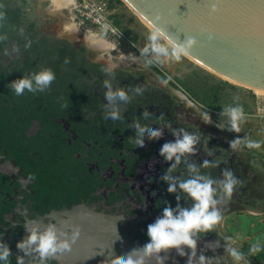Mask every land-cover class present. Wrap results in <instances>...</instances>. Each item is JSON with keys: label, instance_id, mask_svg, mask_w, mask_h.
I'll return each instance as SVG.
<instances>
[{"label": "flooded vegetation", "instance_id": "af4514ba", "mask_svg": "<svg viewBox=\"0 0 264 264\" xmlns=\"http://www.w3.org/2000/svg\"><path fill=\"white\" fill-rule=\"evenodd\" d=\"M8 1L11 9L17 7L12 0ZM63 43L55 50L48 46L47 58L23 49L25 56L21 61L7 66L0 63V235H7L2 241L13 253L9 264H15L14 243L27 236L23 227L27 221L36 220L43 227L55 224L52 218L44 221L41 218L76 205H86L94 215L113 218L120 228L131 229L134 244L148 242L147 226L161 215L164 202L172 207L177 203L175 195L167 193V184L159 179L169 166L159 156L160 147L174 137L168 128L161 140H146L145 148L135 147L131 142L135 130L128 128L135 119L152 127H163L171 121L173 128L198 134V152L189 159L197 164L204 159L218 162V167L201 168L203 174L215 179L223 168H230L242 181L232 199L250 209L261 210L264 198L259 193L264 159L255 158L243 138L237 149H231L230 141L240 136L216 127L218 120L204 123L200 113L208 111V107L163 76L155 63L145 67L139 59L144 66L140 71L142 65L138 59L121 56L113 64L107 60L94 61L88 59L83 42L78 49L67 41ZM65 58L70 62L65 64ZM40 67H49L56 75L50 90L36 94L25 91L24 95L16 96L6 87L12 80ZM106 68L114 69V78L104 71ZM106 79L114 89L123 88L132 97L130 103L120 106L121 120L105 119ZM162 79L168 83L165 85ZM137 86L145 88L143 95L130 91ZM65 102L69 104L67 109L62 107ZM144 110L151 113L147 120L141 116ZM161 113L165 114L163 122L158 119ZM208 148L214 149V156H207ZM184 167L182 164L177 174ZM63 183L64 189L56 185ZM180 203L188 207L192 201L183 199ZM228 207V204L222 206L223 217ZM63 220L57 222L59 226ZM199 235L194 264H199L201 256L212 258L210 264H228L224 258L225 241L217 227ZM185 251L191 254L190 249ZM15 253L16 258L23 259V264H40L38 254L30 257L18 249ZM169 254L177 257L178 264H188V256L182 257L175 250ZM46 264L57 263L50 257Z\"/></svg>", "mask_w": 264, "mask_h": 264}, {"label": "clouds", "instance_id": "9594fccd", "mask_svg": "<svg viewBox=\"0 0 264 264\" xmlns=\"http://www.w3.org/2000/svg\"><path fill=\"white\" fill-rule=\"evenodd\" d=\"M127 2V0H125ZM219 9L217 4L213 3L209 9V16L217 14ZM6 9L3 3H0V28L4 26L6 21ZM160 16L157 15L155 20L151 22L149 32L146 36L145 45L139 49V57L143 58L145 67L155 64H167L172 62H180L182 58L188 57L194 49L199 45V41L191 35H185L181 40L178 36H172L166 26L159 23ZM117 33L118 30L110 24L102 25L103 33L108 31ZM201 33L206 34L209 41L214 39V34L207 27L201 28ZM19 34L24 35V29H19ZM8 39L7 34H0V42ZM32 41L29 40L25 44L26 48H30ZM113 50H116L115 48ZM14 51H19L15 48ZM122 57H128L136 61L137 56L128 53ZM69 59L65 58L64 63H69ZM104 71L114 78V69H104ZM56 75L49 67H40L38 71L23 74L22 78L12 80L7 87L14 92L16 96L24 95L25 91L29 93H43L50 90L52 83L55 81ZM165 85L168 83L166 79H162ZM106 92L104 99L106 101L105 119L113 121L121 120V104L130 103L132 97L129 92L123 88H113L110 80L104 81ZM137 95H143L145 88L137 86L130 89ZM233 105L222 108L219 114L222 118L226 117L228 121L227 127L218 123L216 127L227 130L229 132H240V123L245 120V112L243 106L238 103L239 97H234ZM67 109V102L62 104ZM143 119L147 120L151 113L144 110L141 113ZM200 118L206 124H211V116L208 111L200 113ZM160 121H165V114L161 113L158 117ZM128 128L135 130V135L131 138V142L135 147L145 148L147 141H159L164 136L165 129H172L174 140L164 142L159 150V156L169 166L164 174L159 177L160 181L167 184V193L174 194L176 206L165 201V207L153 223L147 226L148 242L141 247L133 248L124 256H117L114 252H110L103 264H148L149 259L155 258L157 264H165V256L160 254L168 253L175 250L180 256H188V264H194V256L197 249V241L200 239V233H209L219 225L223 220L221 205L226 204L234 195L237 187L242 181L237 178L234 172L225 167L221 170L218 179L211 177L210 174H203L201 168L218 167V162L204 159L202 163L197 164L189 159L194 157L200 144V136L190 132L185 128H173L171 121L164 123L163 127H152L142 125L140 120L135 119L129 123ZM242 142V138L236 137L230 141V148L235 150ZM246 147L259 148L260 142L247 141ZM214 149L207 150V156H214ZM184 170L177 174V170L181 165ZM155 195V193H153ZM186 199L192 201L188 207L182 206L181 200ZM27 232L21 241L17 242L16 247L19 251L26 255L38 254L40 264H46V260L50 257L62 256L67 252H71L73 244L76 243L81 234V226L78 224H65V227L58 228L56 224L50 223L41 229V225L34 220L27 221L24 225ZM119 237V236H118ZM225 240V252L236 262L246 260L245 253L238 250L230 238L223 237ZM119 239H121L119 237ZM190 249L189 255L185 249ZM264 250L260 239L251 244L248 255H256ZM103 255V253H99ZM13 255L8 244L0 240V264H9V258ZM212 258L205 256L199 257V264H210ZM17 264H23V259L17 257Z\"/></svg>", "mask_w": 264, "mask_h": 264}, {"label": "rangeland", "instance_id": "374dc122", "mask_svg": "<svg viewBox=\"0 0 264 264\" xmlns=\"http://www.w3.org/2000/svg\"><path fill=\"white\" fill-rule=\"evenodd\" d=\"M100 1L112 2L113 9L110 10V19L115 24L119 23L114 26L121 33L120 39L110 37L77 18L73 6L78 4L79 0H74V5H68L72 2L71 0L68 3L64 0H12V4L19 9L21 19L20 26L16 27L15 37L19 36L25 39V35L29 33H24L21 36L19 29L27 30L32 26V33L36 32L38 41L40 38H46L49 41H67L75 49H78L83 42L89 49L85 47L88 59L94 61L106 62L107 57L121 59L120 53L124 55L132 53L137 56L138 60H143L139 57V49L145 45L149 29L123 3H118L116 0ZM6 8L11 10L12 6L7 5ZM4 22L6 24L10 22L8 17ZM6 30L4 33L8 34L9 31ZM34 36L36 35L34 34ZM90 38L91 40H89ZM101 40L105 42L101 48L90 43L93 41L102 42ZM16 42V40H12L4 46L3 51H0L2 66H7L11 62L16 64L24 58L23 48ZM108 47H115L116 50H109ZM15 48H18L19 51H14ZM97 49L99 51H96ZM155 65L163 76L169 80L172 79L181 88H184L193 99L208 107L211 120H218L223 125L227 126L228 121L226 117L222 118L219 115L222 108L237 103L234 101V97L238 96V103L244 108L245 120L240 123V132L237 134L243 138L245 143L249 140L260 142V147L251 148V151L255 158L264 159V96H257L252 90L233 83L228 82L229 85H224V82L227 81L201 68L186 57L178 63ZM142 70H144L143 65L140 71ZM212 106L215 108L212 109ZM10 129L12 131L11 127ZM59 180L62 179L59 178ZM62 182L69 183V180H62ZM56 185H60L63 189L66 186L65 183ZM226 204L230 205L226 208L228 209L227 218L216 226L217 231L222 240H224L223 237L230 238L238 250L245 253L246 260L236 262L226 252L224 253L225 260L228 264H264L262 260L264 250L256 255H248L251 244L257 239H260L264 245V214L254 213L256 210H251L246 207V204L241 205L235 198H231ZM230 208L233 210H229Z\"/></svg>", "mask_w": 264, "mask_h": 264}, {"label": "water", "instance_id": "95a60500", "mask_svg": "<svg viewBox=\"0 0 264 264\" xmlns=\"http://www.w3.org/2000/svg\"><path fill=\"white\" fill-rule=\"evenodd\" d=\"M120 1L149 26L159 15V23L167 27L170 35L178 36L181 40L185 35L194 36L199 45L188 58L201 68L229 83L264 92V0ZM213 3L217 4L219 11L209 16ZM202 27H207L214 34L212 41L201 33ZM63 217L66 219L63 220ZM49 218L55 220L57 226V222L63 220L58 228L65 227V224L81 226L80 237L73 244L71 252L53 257L57 264H103L111 251L117 256H124L133 248L143 246L132 242L131 229L120 228L113 218L94 215L86 205H76L46 215L41 220ZM40 225L43 229L44 224ZM5 237L7 235H0V240ZM13 247V258L17 264L15 243ZM160 255L165 256V264H178L177 257L169 252ZM148 264H157V261L151 258Z\"/></svg>", "mask_w": 264, "mask_h": 264}, {"label": "trees", "instance_id": "16d2710c", "mask_svg": "<svg viewBox=\"0 0 264 264\" xmlns=\"http://www.w3.org/2000/svg\"><path fill=\"white\" fill-rule=\"evenodd\" d=\"M118 3L122 2L120 0H116ZM0 3H3L5 5V9H6V16L8 17V20L10 22H8V24H6L4 22V26L2 28H0V34H5V30L9 31V33L7 34L8 39L4 42H0V51L4 50V46L9 44L12 40H17V44L21 45V47L24 49V51L33 54L34 56L37 55H41L40 57L43 58H47L48 56L45 55L47 52H50L49 49H47L48 46H53V50H55V47H58L59 45H61L63 42L62 41H55V42H51L49 40H47L46 38H40L39 41L37 40V34L36 32H33L32 26H30V28H28L27 30H24V33H29L25 35V39L22 37H15L16 36V27L20 26V16H19V11L17 10V8L14 9H8L6 8L7 5H9V1L8 0H0ZM108 8L110 10H112V2L108 3ZM111 17V16H110ZM112 21V20H111ZM113 25H119V23L116 22V24L114 23V21H112ZM33 25V24H32ZM9 26V27H8ZM10 28V29H9ZM33 34V35H32ZM34 34L36 36H34ZM31 40L32 44L30 48H26L25 44L27 43V41ZM65 44V43H63ZM45 45H47L45 47ZM65 45H63L64 47ZM59 49V47L57 48ZM64 50L65 48H60V50ZM224 85H229L228 82H224ZM1 86H3V84H1ZM7 87V86H6ZM5 87V90L7 89ZM1 94V91H0ZM212 108H215L212 106ZM262 260L264 261V255L262 257Z\"/></svg>", "mask_w": 264, "mask_h": 264}, {"label": "built area", "instance_id": "2783aa9c", "mask_svg": "<svg viewBox=\"0 0 264 264\" xmlns=\"http://www.w3.org/2000/svg\"><path fill=\"white\" fill-rule=\"evenodd\" d=\"M73 8L77 18L95 27L99 31H102V25L105 23L116 28L110 19L111 13L107 2L100 0H79L78 4H75ZM116 29L118 30V28ZM106 34L110 37L121 38L119 30L117 33H113L109 30ZM256 99H258V97Z\"/></svg>", "mask_w": 264, "mask_h": 264}, {"label": "crops", "instance_id": "0c3cea01", "mask_svg": "<svg viewBox=\"0 0 264 264\" xmlns=\"http://www.w3.org/2000/svg\"><path fill=\"white\" fill-rule=\"evenodd\" d=\"M72 2L71 3H69L68 5H70V4H73L74 5V0H71ZM102 41V40H101ZM104 44H105V42L104 41H102ZM107 44V43H106ZM109 45V44H108ZM107 47V46H106ZM108 49H110L109 47H108ZM104 57V56H103ZM105 60H107V61H109L110 62V64H113V63H115V61L114 60H120V59H117V58H115V57H107ZM141 62V61H140ZM262 180V185H261V188H260V193H259V195L262 197V198H264V175H262V178H261ZM258 188H259V186H256V189L258 190ZM261 210H257L256 209V211L254 212V213H261V214H264V206L263 205H261ZM252 210V209H251ZM227 216L225 215V217L223 218V219H225Z\"/></svg>", "mask_w": 264, "mask_h": 264}, {"label": "bare ground", "instance_id": "6f19581e", "mask_svg": "<svg viewBox=\"0 0 264 264\" xmlns=\"http://www.w3.org/2000/svg\"><path fill=\"white\" fill-rule=\"evenodd\" d=\"M64 1H66L67 3L70 1V0H64ZM130 9V8H129ZM132 12V11H131ZM134 13V12H133ZM135 16L149 29L150 28V26L148 25V24H146L141 18H139L136 14H135ZM89 40H91V38L89 39ZM94 42V41H93ZM90 42L91 44H94V45H96L97 47H99V48H101V47H103V42ZM187 59H189L190 61H192L193 63H195V64H197L196 62H194L193 60H191L190 58H188V57H186ZM197 65H199V64H197ZM203 68V67H202ZM213 74V73H212ZM215 75V74H214ZM254 93H256L257 94V96H264V92H262V91H259V90H254L253 91Z\"/></svg>", "mask_w": 264, "mask_h": 264}]
</instances>
